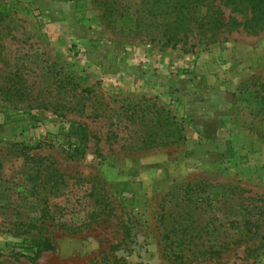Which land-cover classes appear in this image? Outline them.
<instances>
[{"label": "rangeland", "instance_id": "obj_1", "mask_svg": "<svg viewBox=\"0 0 264 264\" xmlns=\"http://www.w3.org/2000/svg\"><path fill=\"white\" fill-rule=\"evenodd\" d=\"M116 7L0 0V83L44 97L0 96V264H264V30L173 49ZM167 110L185 139L148 147Z\"/></svg>", "mask_w": 264, "mask_h": 264}, {"label": "trees", "instance_id": "obj_2", "mask_svg": "<svg viewBox=\"0 0 264 264\" xmlns=\"http://www.w3.org/2000/svg\"><path fill=\"white\" fill-rule=\"evenodd\" d=\"M118 7L111 14L124 17L125 12L132 9L134 12L133 27H128V34L147 39L150 42L160 43L162 47L184 50H195L198 47H208L232 32L246 31L255 34L264 30V0H112ZM112 3V2H110ZM110 5L113 4H109ZM117 18H114L116 21ZM34 82L21 77L19 69L10 72L6 80L0 83V96L7 102H29L34 104L44 97L34 95L30 87ZM255 85H258L256 82ZM55 86V87H53ZM259 86V85H258ZM261 86V85H260ZM53 87L52 93L64 104L68 101L67 95L76 88L67 90L61 80H55L46 88ZM263 88V85L261 86ZM87 89L74 93V97L82 101ZM258 97L264 103V89ZM62 113L58 109L54 110ZM156 122L159 119L156 118ZM163 129L161 134L160 129ZM148 139L144 141L148 147L155 145L169 146L184 140L183 128L170 110L166 111L163 123L148 127ZM69 135L81 136V141L87 138L86 129L82 125L73 124ZM163 137L157 142V138ZM80 145H75L74 154L82 155ZM28 158V157H27ZM50 179L45 180V182ZM47 208V207H46ZM41 225H43L41 223ZM27 232V231H24ZM32 248L36 256L46 250L54 248L49 237H32Z\"/></svg>", "mask_w": 264, "mask_h": 264}]
</instances>
